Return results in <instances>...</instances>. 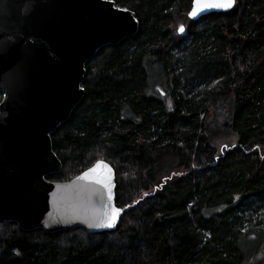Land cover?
I'll return each instance as SVG.
<instances>
[{"label":"trees","instance_id":"16d2710c","mask_svg":"<svg viewBox=\"0 0 264 264\" xmlns=\"http://www.w3.org/2000/svg\"><path fill=\"white\" fill-rule=\"evenodd\" d=\"M112 1L138 32L86 63L83 99L51 135L62 170L47 179L105 161L123 215L95 234L0 222V264H246L243 241L264 231V0L195 21L193 0ZM156 68L168 101L151 94ZM219 104L237 138L221 154L206 126Z\"/></svg>","mask_w":264,"mask_h":264},{"label":"water","instance_id":"95a60500","mask_svg":"<svg viewBox=\"0 0 264 264\" xmlns=\"http://www.w3.org/2000/svg\"><path fill=\"white\" fill-rule=\"evenodd\" d=\"M123 9L112 0H0V222L48 234L116 229L123 210L109 227L119 208L107 162L69 182L47 177L62 170L51 135L83 99L86 63L138 32L135 14Z\"/></svg>","mask_w":264,"mask_h":264},{"label":"rangeland","instance_id":"374dc122","mask_svg":"<svg viewBox=\"0 0 264 264\" xmlns=\"http://www.w3.org/2000/svg\"><path fill=\"white\" fill-rule=\"evenodd\" d=\"M154 74L150 73V90L151 94L155 96H161L164 100H167L168 94L165 85L162 80V76H158L159 70L156 68ZM168 101V100H167ZM228 110L227 107L222 105H217L209 110L206 126L208 135L211 140L213 147L216 149L217 154H221L237 143L236 136L225 126V119L227 118ZM259 153L264 154V149H260ZM264 156V155H262ZM186 171H180L173 173L168 179L174 177L182 176ZM155 190H159L155 187ZM243 249L246 259V264H264V231L263 230H253L250 232L245 240L243 241Z\"/></svg>","mask_w":264,"mask_h":264},{"label":"snow or ice","instance_id":"6c2138e0","mask_svg":"<svg viewBox=\"0 0 264 264\" xmlns=\"http://www.w3.org/2000/svg\"><path fill=\"white\" fill-rule=\"evenodd\" d=\"M235 0H194V6L192 11L189 13L190 16L195 17L199 12L211 10V9H227L232 7ZM124 11H127V9H123ZM180 32L184 31L183 26L179 28ZM101 164H97V167H100ZM106 167V165H104ZM95 169H92L90 171H94ZM167 179V178H166ZM147 195V193H145ZM120 211L122 209H112L111 210V220L109 222V227L112 226L113 222L116 220L117 216L119 215Z\"/></svg>","mask_w":264,"mask_h":264}]
</instances>
